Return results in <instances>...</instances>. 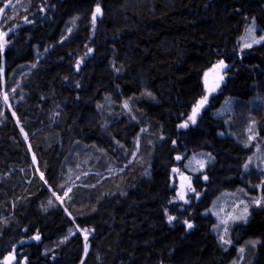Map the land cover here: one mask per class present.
<instances>
[{
    "label": "trees",
    "instance_id": "obj_1",
    "mask_svg": "<svg viewBox=\"0 0 264 264\" xmlns=\"http://www.w3.org/2000/svg\"><path fill=\"white\" fill-rule=\"evenodd\" d=\"M0 10V261L229 264L244 245L245 261L264 264V207L231 228L227 248L205 214L246 178L264 196V173H243L242 138L250 121L264 136V43L238 48L250 21L264 31V0H0ZM221 62L230 68L209 87ZM111 96L129 101L125 112L103 113ZM226 98L229 124L213 115ZM81 149L123 171L65 195L66 159ZM197 152L213 162L177 200V156Z\"/></svg>",
    "mask_w": 264,
    "mask_h": 264
},
{
    "label": "rangeland",
    "instance_id": "obj_2",
    "mask_svg": "<svg viewBox=\"0 0 264 264\" xmlns=\"http://www.w3.org/2000/svg\"><path fill=\"white\" fill-rule=\"evenodd\" d=\"M22 0H14V2L21 3ZM8 6V5H7ZM264 43V31H261L254 21H250L244 28L241 36L238 39L239 52L250 49L255 46H259ZM219 72V67L207 75L209 78H213ZM2 76V73H0ZM210 79V80H211ZM215 86V90H217ZM2 99L4 105L8 106V100L6 94L2 93ZM253 102L257 105L258 102H262V99L255 97ZM234 101L231 98H226L222 104L216 109L213 115L216 118H221L229 124L233 114ZM129 105V101H122L119 97L111 96L107 101V109L103 113L110 115L111 108L114 107L115 112L119 115L120 110L125 112ZM250 105V104H248ZM253 105V104H252ZM251 105V106H252ZM120 107V109L118 108ZM234 124H231L233 126ZM234 127V126H233ZM242 130L241 126H238ZM235 128V127H234ZM233 136V135H232ZM25 137V136H24ZM242 138L244 140V146L249 147L251 154L247 158L244 166L243 173L248 176L250 173L262 174L264 173V136L259 137L256 125L253 121L248 122L243 127ZM137 147L138 139L134 141ZM83 153V154H82ZM84 150L81 149V154L72 152L70 153V159H66L65 174H63V183L61 187L64 188L66 193L76 184L84 186L88 177H96L92 185L98 186L103 179H108L116 174H120L123 170L115 166V163H106V159L96 157V159H90V154L85 155ZM103 153V152H102ZM104 154V153H103ZM137 159L136 153H134ZM134 154L132 158L134 157ZM106 155V154H104ZM31 159L35 163V157L31 154ZM213 162V157L207 152H197L189 156H185L177 161L176 166L171 172V183L177 191V200L183 199L189 192L190 182L192 177L196 174L202 173L205 168ZM101 168V169H100ZM147 170V169H146ZM40 175V173H39ZM42 177V175H40ZM248 186L238 189L233 192L220 193L211 203L209 209L205 211V214H210L215 224L212 228V233L217 238L219 245L222 247H228L230 244V230L235 224H245L249 218L252 209L264 207V196L261 194V186H252L246 181ZM264 184V179H262ZM91 186L90 183L86 184ZM52 196L57 202H61V197L56 193ZM255 243L249 241L246 245L254 247ZM241 249L243 251H241ZM85 250H88V246H85ZM245 246H240L237 250V255L234 260L229 264H251L244 259ZM4 259V258H3ZM251 259V257H250ZM15 264H18L17 261Z\"/></svg>",
    "mask_w": 264,
    "mask_h": 264
},
{
    "label": "water",
    "instance_id": "obj_3",
    "mask_svg": "<svg viewBox=\"0 0 264 264\" xmlns=\"http://www.w3.org/2000/svg\"><path fill=\"white\" fill-rule=\"evenodd\" d=\"M229 66H222V67H220L219 68V72L216 74V76L215 77H213L210 81H209V83H208V86L210 87V85H211V83L212 82H218V81H221V80H223V78H224V76H223V74L227 71V70H229ZM222 77V78H221ZM205 103H206V101H205ZM180 159V157L178 156V160ZM35 241H37V239H34ZM27 242H29V241H27ZM15 262H16V258H15V256L14 255H12V254H8V255H6L5 257H4V259L2 260V261H0V264H15Z\"/></svg>",
    "mask_w": 264,
    "mask_h": 264
},
{
    "label": "snow or ice",
    "instance_id": "obj_4",
    "mask_svg": "<svg viewBox=\"0 0 264 264\" xmlns=\"http://www.w3.org/2000/svg\"><path fill=\"white\" fill-rule=\"evenodd\" d=\"M0 11H2V10H0ZM100 8L99 7H97L96 8V10H95V13L93 14V21H95V16L96 15H98L99 13H100ZM0 48H2V45H0ZM223 66V62H221V64L218 66V67H222ZM207 75V74H206ZM222 78V77H221ZM207 100V97L205 96L194 108H193V114H192V116H190L189 117V119L190 120H192L193 122H195V116H196V114H197V112H198V110H199V108L205 103V101ZM187 125L186 124H184V125H181V127H186ZM169 221H171L172 219H173V217H171V216H169ZM188 227L189 228H191L192 227V225L191 224H189L188 225ZM34 239H39V236H36V237H34ZM241 251H243L242 249H241Z\"/></svg>",
    "mask_w": 264,
    "mask_h": 264
},
{
    "label": "bare ground",
    "instance_id": "obj_5",
    "mask_svg": "<svg viewBox=\"0 0 264 264\" xmlns=\"http://www.w3.org/2000/svg\"><path fill=\"white\" fill-rule=\"evenodd\" d=\"M13 255V254H12Z\"/></svg>",
    "mask_w": 264,
    "mask_h": 264
}]
</instances>
